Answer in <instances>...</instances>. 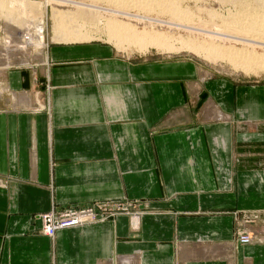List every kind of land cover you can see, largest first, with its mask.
Masks as SVG:
<instances>
[{
  "label": "crops",
  "instance_id": "0c3cea01",
  "mask_svg": "<svg viewBox=\"0 0 264 264\" xmlns=\"http://www.w3.org/2000/svg\"><path fill=\"white\" fill-rule=\"evenodd\" d=\"M39 65L0 72V264H264V77L91 40ZM93 202L122 211L41 233Z\"/></svg>",
  "mask_w": 264,
  "mask_h": 264
},
{
  "label": "bare ground",
  "instance_id": "6f19581e",
  "mask_svg": "<svg viewBox=\"0 0 264 264\" xmlns=\"http://www.w3.org/2000/svg\"><path fill=\"white\" fill-rule=\"evenodd\" d=\"M106 1L108 2L106 6L101 4L92 5L93 4L92 3L91 4L92 6L86 5L87 7H85L83 6V4L76 3L77 5L74 7L73 10L68 8L64 9L61 7L58 9L55 8V6H52L50 13V18L52 23L51 24L52 34L49 38V41L47 42L46 40L47 30L45 26V9H42L45 3L41 5L43 2L41 3V1H36V0L35 1L0 0V17L4 19L6 30H8V32L11 31L13 33V37L11 38L10 41L9 40L4 41L6 43L5 45L10 44L9 47L12 48L14 45L16 47L21 45L22 47L23 45L27 44L26 46L30 45V46L38 47L39 49L41 48L43 51L41 50L39 53L37 54L35 53V55L39 57L38 58L39 60L43 61L45 60V56H46L44 48L49 44V42L74 43L80 41L82 42L83 40L85 41L91 40L93 36L91 34V31H88L89 29L86 27L88 23L82 20L80 21L79 19L80 17H78L79 15L85 13L91 16V20L93 18V21L95 22L92 23L93 25L98 26L103 21V24L105 26L104 30L107 33L106 34L107 39L112 41L111 43L113 44V47L117 51H120V49L129 50V48L132 47L136 48V51L143 53L149 47H155L156 49L159 50H165V52L166 50L171 51L172 49L185 48L187 50H194V52L197 54H203L204 57L208 58V60L209 59L215 60L217 58H219V60L220 59L229 60L230 63L235 68H238L240 71L244 72L245 74L253 73L257 75L260 74V72L264 73V53L255 54V55L252 54L253 52L251 53V51L253 50L251 49H253L254 46L251 47L249 53L247 52V49L245 51L244 46H241V48L240 47L236 48L234 46H229L224 48V46H222L221 44H214L211 41V39H213L212 37L213 33L214 34L218 33L217 35L219 36V34L223 32L224 36L225 35L233 36L235 38L234 40L237 39L236 41L242 40L245 42L247 40L246 43H249L248 41H251V43L248 44V47L251 46L250 44L252 43L255 45H257L258 43L264 44V19H262V17L264 16V11H261L260 9V11L257 12L258 8L260 7L264 8V0H256L255 4L250 7L249 4L248 5H246V3L243 4L242 3L243 1L241 0L242 2L240 4L241 5L240 9L238 7V10H236V12L233 13L228 12L227 13L228 15L226 14L227 16L225 17L223 16L224 18L221 17L222 16L221 14H218L215 11L212 12L210 11V14L208 11L207 16L209 18L203 21L199 19V21L202 22V24L204 25L203 28H205V30L207 26L212 27L209 28V29H213L212 32L208 31L209 34L212 35L211 37H209L210 41H208L206 38H202L199 40H193V39L190 40L188 39L189 37L188 38L177 37L175 38L176 39L175 40L169 34H166L169 32L164 33V31H162V26L160 27L158 26L156 27L157 29L154 30L155 28L153 27L154 24L151 25L149 23L144 22V20L150 19L149 17H145L144 15L137 13L136 15H134V13L130 11V10H137L135 12L140 11V13L141 12L147 13L148 15L153 14L155 18H157L156 20L161 23H164L163 17L168 16V21L170 22L174 21L175 19L176 21L178 20L176 25L180 29L181 27L180 25H178L179 20L184 21L185 24L186 23L185 21L190 15V14L187 15L189 9L188 8H187L188 10L185 9L182 6L180 0H106ZM45 2L48 3L51 2V0H45ZM254 9L257 10L254 11ZM197 10H199V8H197ZM216 15L218 17L220 15L219 18H221V20H219L218 23L214 22L215 21L214 19L217 18ZM151 21H153V19H151ZM188 22L189 21H187L186 23L187 25ZM167 24L169 23H166L165 25ZM145 25H149V26L146 27ZM140 26L141 28L139 29ZM177 26L174 28H177ZM92 27H96V26H92ZM97 28H93V29L95 30ZM194 29L197 30V28ZM205 30L202 29L200 31L199 29L198 33L200 32L204 33L202 31ZM190 31L191 33H193L192 30ZM8 32L7 34L10 35V33ZM223 35L221 34V37ZM218 36L215 37L214 39L216 40L221 39V37L218 38ZM226 38L228 39V41L232 39L231 37L230 39L228 37ZM236 41L235 43L242 44V41L241 42H236ZM176 44L180 46L177 47L175 46ZM206 45L209 46L206 47ZM202 74L205 76L204 72L201 73V76ZM15 101L21 103L24 101L27 104H29V99L27 94L26 96L19 97Z\"/></svg>",
  "mask_w": 264,
  "mask_h": 264
},
{
  "label": "rangeland",
  "instance_id": "374dc122",
  "mask_svg": "<svg viewBox=\"0 0 264 264\" xmlns=\"http://www.w3.org/2000/svg\"><path fill=\"white\" fill-rule=\"evenodd\" d=\"M33 1H35V0H33ZM36 1H41V3L43 2L41 5H43L45 3L43 5L42 9H45V26H46V30H47V33H46L47 42L49 41V38H50V36L52 34L51 33L52 32L51 31V24L52 23H51V18H50V13H51L52 6H55V8H58V9L61 7V8H64V9L68 8V9L73 10L74 7L78 3L79 4H83V6H85V7H87L86 5L92 6V5H96V4L97 5L101 4V5L106 6L108 4V2L106 0L105 1L103 0V2H102V0H100L101 2L99 0H98V2H97V0H95V1L92 0L94 2H92L90 0H51V2H48V3L45 2V0H36ZM183 1H184V3H183ZM183 1L180 0L182 6L185 9H187V8L189 9L187 15H189V14L190 15L188 16L187 20L185 21L186 23H187V21H189L188 25L186 23L184 24V21L179 20V24L178 25H180V27H181L180 29L176 25L178 20L176 21V19L175 20L173 19L174 21L170 22V21H168V16H165V17L162 16V17H163V21H164L165 24L169 23V24H167L168 26L173 24L170 27H168L164 23H161V22L157 21L156 20L157 18H155V16L153 14H149L148 15L147 13H142V12L140 13V11L135 12L137 10H130V11L132 13H134V15H136V13H137V14H142L145 17H149L150 19L144 20V22L149 23L151 25L154 24V26H153V27H155L154 30L157 29L156 27L162 26V31H164V33L165 32H169V33H166V34H169L174 39L177 38V37H182V38H188L189 37L188 39H190V40H192V39L193 40H199V39H202V38H206L208 41H210L209 37H211L212 35H210L208 31L212 32L213 29H209V28H212V27H208L207 26L206 30H205V28H203L204 25L201 22V21L206 20V19L209 18L207 16L208 15V11H209V14H210V11L211 12L215 11L218 14H221L222 15L221 17L224 18L225 16L228 15L227 14L228 12H230V13L231 12L232 13L236 12V10H238V7L240 9V6H241L240 4H241L242 1H243L242 2L243 4H245V3H246V5L249 4V7H250V6H253L255 4L256 0H242V1L241 0H226V1L225 0H183ZM195 1H196V4H195ZM103 3H105V4H103ZM110 7H112V6H110ZM197 8H199V10H197ZM211 8H213V9H211ZM260 9H261V11H264L263 10L264 8H262V7L258 8V10L254 9V11L257 10V12H258V11H260ZM189 12H191V13H189ZM31 14H33V13H31ZM88 15L89 14H85L84 13V14L79 15L78 17H80L79 18L80 21L82 20V21L88 23L86 25V27L89 29L88 31H91V34L93 36L91 38V41L108 42L113 47V44L111 43L112 41L107 39V36H106L107 33L104 30L105 26L103 24V21L98 26L97 25H93L92 24L94 22L93 18L91 20V16L90 15L88 16ZM219 17H220V15H219ZM219 17L217 16V18L214 19L215 23H218L219 20H221V18H219ZM140 19H142V18H140ZM151 19H153V21H151ZM199 19L201 21H199ZM262 19H264V16L262 17ZM154 20H156V21H154ZM192 20H194V21H192ZM181 21H182V24H181ZM174 24L177 26V28H174V27H176ZM91 25L92 26H96V27H92ZM145 26L147 27L149 25H145ZM185 26H186V28H185ZM193 26H194V28H197V30L194 29ZM93 28H97V29L94 30ZM140 28H141V26L139 27V29ZM182 28H184V29H182ZM191 28H193V29H191ZM186 29H188V30H186ZM189 29L192 30L193 33H191V31ZM199 29H200V31L203 29V30L207 31L208 33L205 32V31H202L204 33H201V32L198 33ZM180 30H182V31H180ZM223 31H225V30H223ZM7 32H8V30H6L4 19L2 17H0V49H1L0 50V72H2L4 69H9V68L13 69L14 67H21V66L23 67V66H26V65H30L31 63L32 64L36 63V64H38V66L40 68L38 70V73H37L38 77H43L42 74H41L43 72L42 71V65H39V63L41 64V60H39L38 59L39 57H37L35 55V53L36 54L39 53L42 49L41 48L39 49L38 47L30 46V45L26 46L27 44L23 45L22 47L20 45V46H18L19 48L16 47L15 45H14L15 47L13 46L12 48H10L9 47L10 44L5 45L6 43L4 41L5 40H9L10 41L11 38L13 37V33L10 31V32H8V33H10V35H8ZM4 33H5V35L6 34L7 35L5 36ZM217 34L213 33V36H212L213 39H211V41L214 44H221L222 46H224V48L229 47V46H234L236 48H239V47L241 48V46H244L245 51L247 49V52H249V53H250L251 47L254 46L253 49H251V50H253V51H251V53L253 52L252 54L255 55V54L264 53V49H263L264 48L263 47L264 44H261V43L257 44L256 43L257 45H255V44L252 43V44H250L251 46L248 47V44L251 43V41H248L249 43H246L247 40L245 42L241 40L242 44L235 43V41L237 39L234 40L235 38L233 36H228V35L226 36L225 35L229 39H230V37L232 38L231 40L228 41V39L223 35V32L220 33L219 36ZM221 34L224 36V37L222 36L223 38L221 37ZM214 35H216V36H214ZM217 36H218V38L221 37L222 40L218 39V38H217L218 40L214 39ZM83 41H85V40H83ZM241 41H236V42H241ZM50 44H55V43L49 42V44L44 48L45 55H46V49H47V47ZM243 44H245V45H243ZM175 46L179 47L180 45L176 44ZM208 46L209 45H206V47H208ZM31 47H33V48H31ZM6 50L10 51V52H7ZM175 51H176V53H175ZM119 52L124 54V55H134L135 57H139V56H142V55H145V56L147 55V56H149L151 58H156V59L159 58V59L165 60V61H182V62L191 63L193 65L197 64V66H199V73H201V72L203 73L204 72L206 74V76H208V75H211V76H230V75H233V76H238L239 78H243V79H246V80L247 79L248 80H254V79H259L261 77H264V73L263 72H260V74H257V75L253 74V73L245 74L244 72L240 71L238 68H235L230 63L229 60H225V59H220L219 60V58H217L215 60L214 59H209L208 60V58L204 57L203 54H197V53L194 52V50H187L185 48L184 49L183 48L172 49L171 51L170 50H166V52H165V50H159V49H156L155 47H149L144 52L145 53L144 54L143 52L136 51V48L132 47V48H129V50L120 49ZM200 55H202V56H200ZM45 60H46V56H45ZM119 205L122 206L121 204H119ZM118 211H122V210H118Z\"/></svg>",
  "mask_w": 264,
  "mask_h": 264
},
{
  "label": "built area",
  "instance_id": "2783aa9c",
  "mask_svg": "<svg viewBox=\"0 0 264 264\" xmlns=\"http://www.w3.org/2000/svg\"><path fill=\"white\" fill-rule=\"evenodd\" d=\"M120 209V205L111 207L105 202H93L82 207L52 208L37 214L36 217L41 221V233L46 236H53L59 229L88 224L106 216H112L115 211ZM237 238L242 243L250 241V235L246 231L239 232Z\"/></svg>",
  "mask_w": 264,
  "mask_h": 264
}]
</instances>
